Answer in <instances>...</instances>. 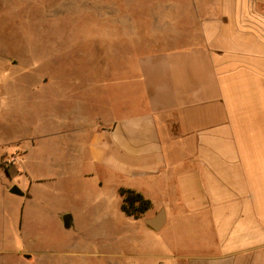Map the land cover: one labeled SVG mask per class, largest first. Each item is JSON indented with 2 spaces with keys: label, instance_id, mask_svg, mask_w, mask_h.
Segmentation results:
<instances>
[{
  "label": "crops",
  "instance_id": "crops-1",
  "mask_svg": "<svg viewBox=\"0 0 264 264\" xmlns=\"http://www.w3.org/2000/svg\"><path fill=\"white\" fill-rule=\"evenodd\" d=\"M212 8L189 44L113 79L72 70L14 82L17 62L0 63V264H264V0ZM33 99L50 101L42 120L28 115ZM121 189L150 208L128 216ZM29 201L65 229L96 233L94 250L88 240L27 247Z\"/></svg>",
  "mask_w": 264,
  "mask_h": 264
},
{
  "label": "rangeland",
  "instance_id": "rangeland-1",
  "mask_svg": "<svg viewBox=\"0 0 264 264\" xmlns=\"http://www.w3.org/2000/svg\"><path fill=\"white\" fill-rule=\"evenodd\" d=\"M213 3L214 0H0V63L7 58L17 62L19 71L11 73L14 82L20 81L25 72L50 80L54 71L68 80L74 75L72 70H77L75 74L80 79H113L121 67L135 70L137 58L193 41L201 19L214 10ZM0 102L3 122L9 109L6 102ZM30 102V119H44L50 101ZM102 196L103 193L99 198ZM49 208L26 202L20 239L27 247L88 240L94 250L96 233L79 231L77 227L65 229L56 221L60 217ZM109 239L108 235L102 238L104 242ZM149 240L139 242L140 254L151 251ZM147 260L140 258L138 264H149Z\"/></svg>",
  "mask_w": 264,
  "mask_h": 264
},
{
  "label": "trees",
  "instance_id": "trees-1",
  "mask_svg": "<svg viewBox=\"0 0 264 264\" xmlns=\"http://www.w3.org/2000/svg\"><path fill=\"white\" fill-rule=\"evenodd\" d=\"M122 196L121 208L125 214L138 218L143 212L150 208V203L144 200L142 196L134 191L121 189L119 191Z\"/></svg>",
  "mask_w": 264,
  "mask_h": 264
},
{
  "label": "water",
  "instance_id": "water-1",
  "mask_svg": "<svg viewBox=\"0 0 264 264\" xmlns=\"http://www.w3.org/2000/svg\"><path fill=\"white\" fill-rule=\"evenodd\" d=\"M10 192H11V193H17V191H15L14 189H11ZM69 218H70V217L67 216V215L63 217V223H64V226H65L66 228L69 227Z\"/></svg>",
  "mask_w": 264,
  "mask_h": 264
}]
</instances>
